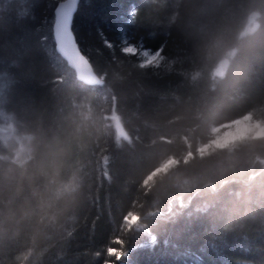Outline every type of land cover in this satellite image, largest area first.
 <instances>
[{"label":"trees","instance_id":"16d2710c","mask_svg":"<svg viewBox=\"0 0 264 264\" xmlns=\"http://www.w3.org/2000/svg\"><path fill=\"white\" fill-rule=\"evenodd\" d=\"M61 1L0 0V264H264V136L212 145L264 127V0H79L97 86Z\"/></svg>","mask_w":264,"mask_h":264},{"label":"rangeland","instance_id":"374dc122","mask_svg":"<svg viewBox=\"0 0 264 264\" xmlns=\"http://www.w3.org/2000/svg\"><path fill=\"white\" fill-rule=\"evenodd\" d=\"M126 50L139 55L144 64L152 62L157 57L156 52L149 50L134 47H126ZM7 127L5 126V128ZM250 136H264V127L254 123L251 117L247 115L221 128H214L212 145L224 148Z\"/></svg>","mask_w":264,"mask_h":264},{"label":"water","instance_id":"95a60500","mask_svg":"<svg viewBox=\"0 0 264 264\" xmlns=\"http://www.w3.org/2000/svg\"><path fill=\"white\" fill-rule=\"evenodd\" d=\"M62 2L63 1L59 2L54 9V21L56 18L57 8L59 7V5ZM78 2H79V0H78ZM77 6H78V4H77ZM71 25H72V22H71ZM73 37H74V34H73ZM53 38H54L56 52L67 63V65L75 72L76 79L86 86H97V85H99L100 79L94 73V71H93L89 61L87 60V58L80 51V49L76 43L75 37H74V46L72 48H70V49L63 48L56 39L54 22H53ZM115 131L119 137H121V138L127 137V133H126V131H125L124 127L122 126L119 119L115 120ZM250 178H252V177H250Z\"/></svg>","mask_w":264,"mask_h":264},{"label":"snow or ice","instance_id":"6c2138e0","mask_svg":"<svg viewBox=\"0 0 264 264\" xmlns=\"http://www.w3.org/2000/svg\"><path fill=\"white\" fill-rule=\"evenodd\" d=\"M77 4L78 0H63L56 11L54 21L55 36L59 44L65 49H70L74 46L71 22Z\"/></svg>","mask_w":264,"mask_h":264},{"label":"bare ground","instance_id":"6f19581e","mask_svg":"<svg viewBox=\"0 0 264 264\" xmlns=\"http://www.w3.org/2000/svg\"><path fill=\"white\" fill-rule=\"evenodd\" d=\"M116 120V119H115Z\"/></svg>","mask_w":264,"mask_h":264}]
</instances>
